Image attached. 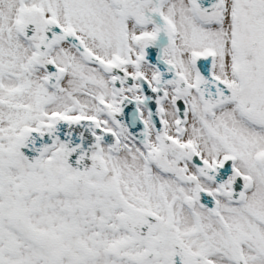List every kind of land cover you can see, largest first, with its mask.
Returning a JSON list of instances; mask_svg holds the SVG:
<instances>
[{
	"label": "snow or ice",
	"instance_id": "snow-or-ice-1",
	"mask_svg": "<svg viewBox=\"0 0 264 264\" xmlns=\"http://www.w3.org/2000/svg\"><path fill=\"white\" fill-rule=\"evenodd\" d=\"M0 264H264V0H0Z\"/></svg>",
	"mask_w": 264,
	"mask_h": 264
}]
</instances>
